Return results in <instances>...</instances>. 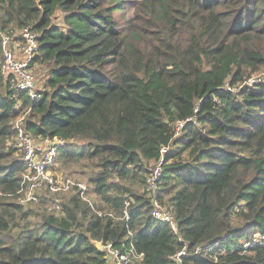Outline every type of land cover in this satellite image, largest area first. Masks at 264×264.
Listing matches in <instances>:
<instances>
[{
	"label": "trees",
	"instance_id": "trees-1",
	"mask_svg": "<svg viewBox=\"0 0 264 264\" xmlns=\"http://www.w3.org/2000/svg\"><path fill=\"white\" fill-rule=\"evenodd\" d=\"M127 3L0 0V264H107L95 242L137 264H264V0ZM26 28L48 72L37 100L1 69V34ZM23 111L34 140H64L58 160L90 202L20 201Z\"/></svg>",
	"mask_w": 264,
	"mask_h": 264
},
{
	"label": "built area",
	"instance_id": "built-area-1",
	"mask_svg": "<svg viewBox=\"0 0 264 264\" xmlns=\"http://www.w3.org/2000/svg\"><path fill=\"white\" fill-rule=\"evenodd\" d=\"M1 43L3 48L2 73L7 77H13V88L27 92L32 100L39 99L43 89L40 88L39 80L33 68L34 60L39 54V43L35 31L26 28L18 31L15 36L3 33L1 34ZM248 84H252V81L250 80ZM225 89L238 91L235 88L232 89L228 83ZM23 121V116L15 121L17 134L10 142V145L22 155V161L27 169L20 189V201L22 203L46 201L48 210L55 214L62 210V203L64 202L62 196L72 191L77 192L82 200L90 202L87 183L57 171L59 149L65 145L64 140L54 137L36 141L26 134ZM196 121L197 117L194 116L185 121L176 122L177 135L181 133L187 123H196ZM167 150L168 148H164L163 152ZM160 166H157L148 178L149 191L157 192L161 176ZM152 215L158 221L171 224L177 231L172 213L163 207L157 199L154 201ZM102 250L106 252L107 264H137V259L141 257L133 247H114L108 244L103 245ZM185 254V251L179 252L176 259L179 260Z\"/></svg>",
	"mask_w": 264,
	"mask_h": 264
},
{
	"label": "rangeland",
	"instance_id": "rangeland-1",
	"mask_svg": "<svg viewBox=\"0 0 264 264\" xmlns=\"http://www.w3.org/2000/svg\"><path fill=\"white\" fill-rule=\"evenodd\" d=\"M136 1H138V0H129V3H127V4H133ZM129 13H132V9L129 11ZM63 16L64 15L62 12H57L54 23L55 24H63ZM33 68H34L35 75H36L37 79L39 80L40 88L44 89V82H45V79L47 78V73H48L47 69L45 67H42L41 65H38V64H35ZM257 80H260L259 77H257ZM25 115L26 114L23 111L22 116H25ZM57 171L64 173V174L66 172L64 167L62 166L60 160H57ZM74 178H76V177H74ZM32 207L36 208L37 206L33 205Z\"/></svg>",
	"mask_w": 264,
	"mask_h": 264
},
{
	"label": "water",
	"instance_id": "water-1",
	"mask_svg": "<svg viewBox=\"0 0 264 264\" xmlns=\"http://www.w3.org/2000/svg\"><path fill=\"white\" fill-rule=\"evenodd\" d=\"M95 246L97 247L98 250H102L103 248V243L102 242H95Z\"/></svg>",
	"mask_w": 264,
	"mask_h": 264
}]
</instances>
